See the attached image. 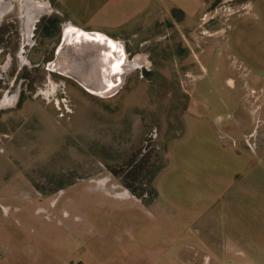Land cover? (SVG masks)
Instances as JSON below:
<instances>
[{
    "label": "rangeland",
    "instance_id": "rangeland-1",
    "mask_svg": "<svg viewBox=\"0 0 264 264\" xmlns=\"http://www.w3.org/2000/svg\"><path fill=\"white\" fill-rule=\"evenodd\" d=\"M61 6L0 0V264H44L101 202L169 203L160 179L192 116L235 187H264V0H202L192 20L171 8L114 36Z\"/></svg>",
    "mask_w": 264,
    "mask_h": 264
},
{
    "label": "crops",
    "instance_id": "crops-1",
    "mask_svg": "<svg viewBox=\"0 0 264 264\" xmlns=\"http://www.w3.org/2000/svg\"><path fill=\"white\" fill-rule=\"evenodd\" d=\"M59 2L81 28L111 36L124 28L140 29L161 14L167 17L171 8L192 20L202 4V0ZM191 118L185 132L189 138L175 168L160 179L159 190L169 203L101 202L79 223H68L77 239L73 236L50 252L51 246L45 247L44 264H264V187L257 186L260 183L255 188L235 187L230 151L221 159V148L211 134L194 128L199 123L206 127V121ZM209 139L213 143H207ZM129 212L142 213L144 219Z\"/></svg>",
    "mask_w": 264,
    "mask_h": 264
},
{
    "label": "bare ground",
    "instance_id": "bare-ground-1",
    "mask_svg": "<svg viewBox=\"0 0 264 264\" xmlns=\"http://www.w3.org/2000/svg\"><path fill=\"white\" fill-rule=\"evenodd\" d=\"M5 2V1H4ZM66 26V25H65ZM68 32L69 33H76V31H73V30H68ZM79 34V33H78ZM83 34H86V37H88L89 35H96V34H91V33H83V32H81L80 33V35H83ZM88 35V36H87ZM98 35H100V34H98ZM99 39H100V37H98ZM97 39V38H96ZM55 61V60H54ZM52 64V63H51ZM54 64V63H53ZM61 65V64H60ZM128 67H130V64H129V62L128 61H126V60H124V63H123V66H122V73H121V75L124 73V69H126V68H128ZM64 70V69H63ZM116 75H117V73H116ZM120 75V73H119V76H121ZM111 81H113V83H112V85H110L109 87V89H113V88H115L117 85H118V82H116L117 81V79H112ZM112 86V87H111ZM88 88H91V87H89V86H87ZM94 92H95V90H94Z\"/></svg>",
    "mask_w": 264,
    "mask_h": 264
},
{
    "label": "water",
    "instance_id": "water-1",
    "mask_svg": "<svg viewBox=\"0 0 264 264\" xmlns=\"http://www.w3.org/2000/svg\"><path fill=\"white\" fill-rule=\"evenodd\" d=\"M124 60H125V58L123 57V55L120 57V60H119V64H118V66H117V70H116V73H117V77H116V79H117V81L116 82H118V81H120L121 79H122V76H123V74L127 71V69L129 68H126V69H124V73L121 75V73H122V66H123V63H124ZM119 73H120V75L121 76H119Z\"/></svg>",
    "mask_w": 264,
    "mask_h": 264
},
{
    "label": "flooded vegetation",
    "instance_id": "flooded-vegetation-1",
    "mask_svg": "<svg viewBox=\"0 0 264 264\" xmlns=\"http://www.w3.org/2000/svg\"><path fill=\"white\" fill-rule=\"evenodd\" d=\"M4 3V2H3Z\"/></svg>",
    "mask_w": 264,
    "mask_h": 264
}]
</instances>
